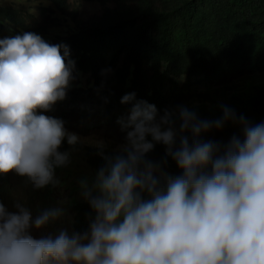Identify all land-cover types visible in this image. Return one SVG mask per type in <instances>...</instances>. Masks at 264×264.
<instances>
[{
    "label": "clouds",
    "instance_id": "clouds-1",
    "mask_svg": "<svg viewBox=\"0 0 264 264\" xmlns=\"http://www.w3.org/2000/svg\"><path fill=\"white\" fill-rule=\"evenodd\" d=\"M68 56L67 45L34 32L0 39V174L14 171L42 188L55 183L54 168L68 162L58 151L63 122L37 114L65 99L75 69ZM178 115L179 131L193 137L190 144L180 136L178 147L172 113L157 119L156 107L145 101L118 121L130 129L127 144L106 158L84 192L95 212L85 233L33 238L30 227L41 228L62 210L32 222L23 207L11 213L0 203V264H264V122L253 124L226 106L213 121L186 107ZM229 120L241 126V137L223 147L197 139ZM67 135L70 145L78 139ZM147 136L167 146L182 175L145 159L154 147Z\"/></svg>",
    "mask_w": 264,
    "mask_h": 264
},
{
    "label": "trees",
    "instance_id": "trees-1",
    "mask_svg": "<svg viewBox=\"0 0 264 264\" xmlns=\"http://www.w3.org/2000/svg\"><path fill=\"white\" fill-rule=\"evenodd\" d=\"M46 1L51 7H39L38 17L0 4V39L23 32L48 34L69 17L73 26L51 40L67 45L66 59L75 61L68 101L99 103L105 109L145 101L156 107L157 119L172 113L176 147L180 136L190 144L193 140L190 130L179 131L180 107L201 120L222 118L226 106L253 124L264 122V0H113L111 6L101 4L98 16L84 20L70 13L68 0ZM80 75L86 76L84 87ZM195 76L205 85L192 87ZM132 93L131 102L121 103ZM65 131L58 151L76 153L96 174L127 144L75 134L78 139L70 145L67 134L73 133ZM241 135V126L229 120L197 139L223 147ZM151 142L145 159L169 175H182L167 146ZM71 209L74 232L87 231L95 219L88 199L75 201Z\"/></svg>",
    "mask_w": 264,
    "mask_h": 264
},
{
    "label": "rangeland",
    "instance_id": "rangeland-1",
    "mask_svg": "<svg viewBox=\"0 0 264 264\" xmlns=\"http://www.w3.org/2000/svg\"><path fill=\"white\" fill-rule=\"evenodd\" d=\"M112 1L68 0V3L70 13H74L77 18L84 20L98 16L101 12V4L111 6L113 5ZM0 4L18 7L34 17H38L40 13L39 7H51L46 0H0ZM54 15L58 14L55 12ZM69 19V17L63 19L62 28L52 30L48 34L38 35L52 44L51 40H56L53 37L54 33L63 35L66 29L73 26ZM79 81L82 87L86 86L85 75H80ZM191 84L192 87L200 88L205 85V81L200 76H195L191 78ZM132 106L119 104L105 109L99 103L84 104L74 100L68 101L66 95L65 99L53 104L50 110H38L37 112L61 120L65 130L73 134L96 135L111 141L127 143L126 134L130 129L122 128V124L118 121H127ZM65 153L68 154V162L54 168L55 183H49L42 188H36L27 176H20L14 171L8 174H0V203L8 212L18 213V206L23 207L31 214L32 222H34L36 217L47 210H62L63 214L60 217L50 220L41 228L30 227L29 232L33 238L39 239L47 236L55 238L62 230H66L69 234L73 233L71 206L75 201L87 200L84 192L90 190L95 181L96 173L86 167L76 156V153Z\"/></svg>",
    "mask_w": 264,
    "mask_h": 264
}]
</instances>
